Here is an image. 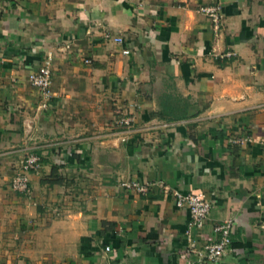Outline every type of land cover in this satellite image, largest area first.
<instances>
[{
  "label": "crops",
  "instance_id": "crops-1",
  "mask_svg": "<svg viewBox=\"0 0 264 264\" xmlns=\"http://www.w3.org/2000/svg\"><path fill=\"white\" fill-rule=\"evenodd\" d=\"M48 55L50 98L28 79ZM132 179L204 191L197 245L231 218L225 264H264V0H0V264H203L188 209Z\"/></svg>",
  "mask_w": 264,
  "mask_h": 264
},
{
  "label": "built area",
  "instance_id": "built-area-1",
  "mask_svg": "<svg viewBox=\"0 0 264 264\" xmlns=\"http://www.w3.org/2000/svg\"><path fill=\"white\" fill-rule=\"evenodd\" d=\"M201 11L210 18L213 28L217 30L222 19L221 5L219 3L205 5L201 7ZM108 38H110L109 35ZM124 52L128 51L124 50ZM231 55V52L226 53V56ZM28 79L30 84L38 89L44 97H51L52 70L50 67V55L46 57L43 63L31 70ZM133 120V115H121L115 119V123L128 128ZM246 140H248V137H232L229 139V142L231 144H241ZM40 168V156L36 153H28L21 161L19 169L10 179L11 189L19 193H29L30 174L39 172ZM120 185L126 190L136 191L141 194L148 192L155 185L164 191H170L174 196L176 204L178 206H185L188 209L189 217L185 229V237L189 242L187 246L188 251L197 255L203 264L226 263L228 253L233 252L232 235L235 232V222L233 219L227 218L214 224L212 226L214 240L205 243L203 246L197 245L199 231L209 217L213 207L212 200L204 191L192 190L183 193L171 188L169 184L151 180L140 181L132 179L121 181ZM105 250H110L109 245L105 246Z\"/></svg>",
  "mask_w": 264,
  "mask_h": 264
},
{
  "label": "rangeland",
  "instance_id": "rangeland-1",
  "mask_svg": "<svg viewBox=\"0 0 264 264\" xmlns=\"http://www.w3.org/2000/svg\"><path fill=\"white\" fill-rule=\"evenodd\" d=\"M11 179V178H10ZM9 184V181L7 183H5V185ZM6 187V186H5ZM13 191V190H12ZM13 192H16V191H13ZM19 193V192H17ZM19 198L22 200V201H25V200H28V197H30V195L27 193V194H24V193H19Z\"/></svg>",
  "mask_w": 264,
  "mask_h": 264
}]
</instances>
